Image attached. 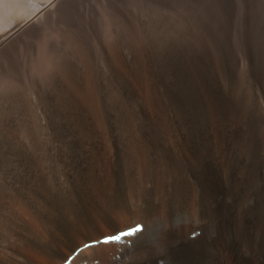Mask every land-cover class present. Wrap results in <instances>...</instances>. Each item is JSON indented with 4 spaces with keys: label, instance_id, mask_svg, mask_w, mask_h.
<instances>
[{
    "label": "bare ground",
    "instance_id": "1",
    "mask_svg": "<svg viewBox=\"0 0 264 264\" xmlns=\"http://www.w3.org/2000/svg\"><path fill=\"white\" fill-rule=\"evenodd\" d=\"M187 2L90 59L62 39L37 101L0 95V264H264V17L235 43L222 0ZM27 22L0 35V76L30 70Z\"/></svg>",
    "mask_w": 264,
    "mask_h": 264
},
{
    "label": "rangeland",
    "instance_id": "2",
    "mask_svg": "<svg viewBox=\"0 0 264 264\" xmlns=\"http://www.w3.org/2000/svg\"><path fill=\"white\" fill-rule=\"evenodd\" d=\"M59 0H0V35L11 31L17 25L41 22L39 32L29 37L31 49L25 58L28 72L17 74L11 67L0 76V95L8 90L26 92L32 101H37V86L29 75H38L43 83L51 77L50 68L57 59H64L62 39L70 55H85L90 59V51L100 54L98 35L108 40L114 36L115 29L139 28L142 18H148L152 28L165 25L189 11L188 0H81L66 11L58 10ZM224 19L231 26V37L235 43L240 41V32L246 17L256 23L264 17V0H222ZM43 5H46L44 8ZM46 9L55 12L50 21L45 18ZM92 47V48H91ZM99 61L102 64L99 55ZM29 66V67H28ZM50 67V68H49ZM49 70V71H47ZM31 72V73H30ZM18 75L21 79H18ZM45 77V78H44ZM45 80V82H44Z\"/></svg>",
    "mask_w": 264,
    "mask_h": 264
},
{
    "label": "snow or ice",
    "instance_id": "3",
    "mask_svg": "<svg viewBox=\"0 0 264 264\" xmlns=\"http://www.w3.org/2000/svg\"><path fill=\"white\" fill-rule=\"evenodd\" d=\"M139 231H141V226L138 225V226H135L131 229L121 231L118 234H114V235H111L109 237H106L102 241L95 242V243L107 244V243H111V242H119L122 240L123 237H131L134 234L138 233ZM88 246H90V245H85V247H88Z\"/></svg>",
    "mask_w": 264,
    "mask_h": 264
}]
</instances>
